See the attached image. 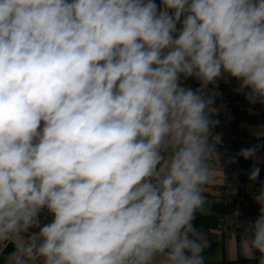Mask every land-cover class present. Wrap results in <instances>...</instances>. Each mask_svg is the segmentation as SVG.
Segmentation results:
<instances>
[{"label":"clouds","instance_id":"9594fccd","mask_svg":"<svg viewBox=\"0 0 264 264\" xmlns=\"http://www.w3.org/2000/svg\"><path fill=\"white\" fill-rule=\"evenodd\" d=\"M229 79L264 106V0H0L4 264H205ZM252 200L239 250L264 264V182Z\"/></svg>","mask_w":264,"mask_h":264},{"label":"crops","instance_id":"0c3cea01","mask_svg":"<svg viewBox=\"0 0 264 264\" xmlns=\"http://www.w3.org/2000/svg\"><path fill=\"white\" fill-rule=\"evenodd\" d=\"M157 3L159 4V0H157ZM190 80L195 88L199 86L197 81L192 79ZM216 91L219 95L215 98L213 106L218 108V114H221L225 109V82L223 80L219 82V86ZM238 104L241 111L239 126L242 130L251 133V128L253 126L257 124L264 125V106L260 104L249 105L243 94H240ZM249 108L253 110L251 114L249 112ZM213 133L216 136L215 132ZM246 147L248 146L242 143L237 144L232 155V157H235L236 162L234 163V170L231 172L227 170V164H225V154L221 152L218 147L222 156L221 166L223 172L218 174L217 182L214 185H209L205 190V211L214 214V220L210 228L212 236H214V232L218 224V213L223 211L221 196L223 189L225 188V181L228 178H230L233 182L232 190H235L234 192L245 202L252 203L254 205V207L248 206V208L245 209V215L254 219L258 214V205H256L252 200V194L259 190L261 182H264V149L260 148L258 160L254 161L252 159L245 160L237 155L241 148ZM254 163L261 169V171L258 180L256 182H250L248 180V172ZM245 221V217H241L232 234L225 236L217 242L214 250L205 255V264H254L253 261L245 259L239 250V242L243 235L242 225ZM13 250L14 246L12 244H8V246L0 252V262L4 263V258Z\"/></svg>","mask_w":264,"mask_h":264},{"label":"built area","instance_id":"2783aa9c","mask_svg":"<svg viewBox=\"0 0 264 264\" xmlns=\"http://www.w3.org/2000/svg\"><path fill=\"white\" fill-rule=\"evenodd\" d=\"M186 84L195 88L190 79L186 81ZM236 87H238V84L234 80L229 79L228 82H225V109L221 114H216L213 117L220 121L213 129V132H215L216 138L220 141L218 147L225 154L226 160L232 157L238 143H242L248 147L259 143L261 148L264 149V139L257 141L254 135L242 130L239 126L241 119V111L238 104L240 94L234 91ZM227 170L229 172L233 171L234 164H227ZM232 184V180L228 178L225 181V188L222 192L223 211L218 213V224L213 236L217 241L231 235L241 217H245L246 221L251 220L249 216L245 215V209L248 206L254 207V205L241 199L232 190ZM257 257H259V253H257ZM253 262L254 264H258V260H254ZM0 264L4 263L0 262Z\"/></svg>","mask_w":264,"mask_h":264},{"label":"trees","instance_id":"16d2710c","mask_svg":"<svg viewBox=\"0 0 264 264\" xmlns=\"http://www.w3.org/2000/svg\"><path fill=\"white\" fill-rule=\"evenodd\" d=\"M213 220H214V214L208 213L204 210L203 213L198 212L196 214V219L193 221L194 226L201 229L207 235L208 238L209 247L203 253L204 256L212 252L218 242L211 234L210 228L213 223Z\"/></svg>","mask_w":264,"mask_h":264}]
</instances>
